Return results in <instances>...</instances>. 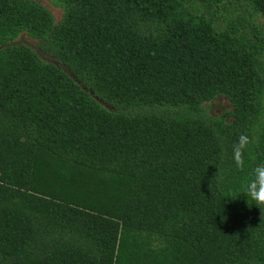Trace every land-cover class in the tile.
<instances>
[{
    "label": "trees",
    "instance_id": "1",
    "mask_svg": "<svg viewBox=\"0 0 264 264\" xmlns=\"http://www.w3.org/2000/svg\"><path fill=\"white\" fill-rule=\"evenodd\" d=\"M52 1L0 0V264H264V0Z\"/></svg>",
    "mask_w": 264,
    "mask_h": 264
},
{
    "label": "clouds",
    "instance_id": "2",
    "mask_svg": "<svg viewBox=\"0 0 264 264\" xmlns=\"http://www.w3.org/2000/svg\"><path fill=\"white\" fill-rule=\"evenodd\" d=\"M250 142L247 136H241L233 148V160L240 169H243L244 151ZM242 194L247 196L250 205L255 204L264 209V162L257 163L252 169L250 178L242 185Z\"/></svg>",
    "mask_w": 264,
    "mask_h": 264
},
{
    "label": "rangeland",
    "instance_id": "3",
    "mask_svg": "<svg viewBox=\"0 0 264 264\" xmlns=\"http://www.w3.org/2000/svg\"><path fill=\"white\" fill-rule=\"evenodd\" d=\"M39 2H41L43 5H45L47 8H49L52 13L55 16V20L59 21L63 15V8L57 4H55L52 0H37ZM261 23L264 25V19L260 18ZM16 42L19 43H26L30 46H32L33 48L37 49V51L45 58L51 61H55L52 58L45 56L38 48V43L37 40L29 38L25 33H22L17 39ZM59 65L63 68H65L66 70H68L67 67H65L64 65L60 64ZM264 68V65H263ZM209 111L212 114H219L221 112H223L224 110H229L232 109L230 100L224 96V95H218L216 98H214L212 101H210L209 103Z\"/></svg>",
    "mask_w": 264,
    "mask_h": 264
}]
</instances>
